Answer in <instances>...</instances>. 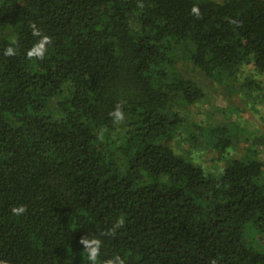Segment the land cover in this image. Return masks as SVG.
Instances as JSON below:
<instances>
[{
    "label": "trees",
    "instance_id": "16d2710c",
    "mask_svg": "<svg viewBox=\"0 0 264 264\" xmlns=\"http://www.w3.org/2000/svg\"><path fill=\"white\" fill-rule=\"evenodd\" d=\"M248 65L264 75V0H0V261L89 264L87 236L98 264H264L258 140L231 157L230 125L204 127L213 168L180 150L205 96L188 70L237 90Z\"/></svg>",
    "mask_w": 264,
    "mask_h": 264
},
{
    "label": "rangeland",
    "instance_id": "374dc122",
    "mask_svg": "<svg viewBox=\"0 0 264 264\" xmlns=\"http://www.w3.org/2000/svg\"><path fill=\"white\" fill-rule=\"evenodd\" d=\"M188 71L203 86L205 96L200 102L180 110L187 120L186 127L194 132L195 136H199V140L193 143L187 132L180 131L183 142L180 150L200 153L204 166L213 168L216 163L212 160L213 151L206 149V142L204 136H200V131L204 127L228 123L235 134L229 156L244 154L251 147L252 141L257 139L259 143L255 144L254 148L264 164V75L256 72L252 65H248L241 70L240 88L230 90L227 88L233 84L225 86L207 78L198 70ZM250 79H255L260 88L248 89L242 86ZM200 145L204 147L203 152L196 151ZM244 233L246 241L254 249L264 253V231L248 223Z\"/></svg>",
    "mask_w": 264,
    "mask_h": 264
},
{
    "label": "clouds",
    "instance_id": "9594fccd",
    "mask_svg": "<svg viewBox=\"0 0 264 264\" xmlns=\"http://www.w3.org/2000/svg\"><path fill=\"white\" fill-rule=\"evenodd\" d=\"M192 12L199 15V10L197 7L192 8ZM33 35L41 36L40 30L33 26ZM49 42V37L41 36L39 41L35 42L31 49L27 52L28 57H36L43 59L46 52V44ZM15 40H13V44ZM15 53L14 47H8L5 50V55L12 56ZM112 115L114 118L119 121L124 119V113L118 107ZM26 211V207L23 204L14 205L11 207V213L13 216H21ZM123 223V217L119 218L117 226ZM81 245L83 246L82 252L86 254L89 264H98V257L100 255L101 249V240L95 237H82L80 240ZM0 264H4L3 261H0ZM107 264H125V261L119 256H115L113 259L108 260Z\"/></svg>",
    "mask_w": 264,
    "mask_h": 264
}]
</instances>
